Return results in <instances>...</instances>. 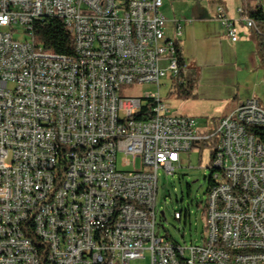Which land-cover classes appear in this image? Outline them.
I'll return each instance as SVG.
<instances>
[{
	"label": "built area",
	"instance_id": "1",
	"mask_svg": "<svg viewBox=\"0 0 264 264\" xmlns=\"http://www.w3.org/2000/svg\"><path fill=\"white\" fill-rule=\"evenodd\" d=\"M162 6L0 0V264H264V106L249 97L213 133L174 114L160 81L182 83L190 65ZM47 17L65 22L74 55L36 43ZM217 19L237 40L222 5ZM131 83L157 92L122 96ZM211 134L206 237L183 245L157 232L159 171L175 173L181 152ZM119 153L130 169L118 167Z\"/></svg>",
	"mask_w": 264,
	"mask_h": 264
},
{
	"label": "crops",
	"instance_id": "2",
	"mask_svg": "<svg viewBox=\"0 0 264 264\" xmlns=\"http://www.w3.org/2000/svg\"><path fill=\"white\" fill-rule=\"evenodd\" d=\"M219 5L235 22L237 40H233L218 21ZM248 9V0H163L166 34L173 37L180 27V49L197 74L196 96L186 100L202 105L191 107L185 115L223 117L249 97L260 99L257 90L262 81L260 68L263 64L259 38L238 37V32L244 30L238 22L247 15ZM240 73L246 74L243 80L239 78ZM255 75L257 82L251 78Z\"/></svg>",
	"mask_w": 264,
	"mask_h": 264
},
{
	"label": "rangeland",
	"instance_id": "3",
	"mask_svg": "<svg viewBox=\"0 0 264 264\" xmlns=\"http://www.w3.org/2000/svg\"><path fill=\"white\" fill-rule=\"evenodd\" d=\"M246 1V0H245ZM246 3V2H245ZM249 8L260 5L258 0H248ZM264 4V0H262ZM248 7V6H247ZM246 10V9H245ZM247 12V11H246ZM244 15L239 20V25L244 28L242 33L238 32V37L251 36L259 38L256 26L249 27L244 23L247 19ZM257 25L264 31V23L258 22ZM173 37L176 35L172 34ZM179 42L181 36L178 37ZM260 73L262 81L258 84V97L260 104L264 106V66H261ZM200 74V73H199ZM246 74H239L243 80ZM258 81V77L251 76ZM252 91V89H250ZM157 85L155 83L145 84H124L121 87L120 94L145 96L146 94L156 93ZM160 95L163 102L174 114H187L186 111L196 105H202L199 102L186 99H180L174 92L173 81L170 77H164L160 81ZM220 116L200 115L195 119L198 122V128L201 133L214 132L216 123ZM125 156L123 153L118 155V167L130 169L132 166L123 162ZM213 160L208 148L195 147L192 150L181 152V164L176 166L175 173L168 174L164 170L159 171L158 175V194L156 199V208L158 210L157 232L167 234L169 237L179 241L183 245L191 243H201L206 237L205 226L208 220L207 189L209 187V177L212 172ZM164 211L165 215H161ZM175 211H182L181 220L175 218ZM186 213L188 214L186 216Z\"/></svg>",
	"mask_w": 264,
	"mask_h": 264
},
{
	"label": "trees",
	"instance_id": "4",
	"mask_svg": "<svg viewBox=\"0 0 264 264\" xmlns=\"http://www.w3.org/2000/svg\"><path fill=\"white\" fill-rule=\"evenodd\" d=\"M247 13L249 18H251L255 22L257 31L259 33V52L261 62L264 66V31H262L261 28L257 25L258 22L264 23V4L261 3L256 7L249 8ZM35 39L36 43L38 45H42L45 51H50L57 54H64L68 56L74 55V37L65 22L61 18L47 17L44 20L38 22L36 24L35 29ZM196 84L197 74L189 66V70L187 74H185V81H183L182 83L178 80L173 81V93H175L180 99L194 98L196 96ZM151 105H153V103L151 102H148L144 105L142 112L138 115L141 119L148 118V116H150ZM146 114L147 117L144 116ZM209 133H213V131ZM259 133L262 135L261 132ZM262 139L264 141V134L262 135ZM217 145L218 140L216 136L211 134V137H209L208 139L201 140L199 143L194 144L192 149L195 147L208 148L210 150L211 158L214 163ZM213 176L214 175L211 172L207 193L211 190L213 185H215ZM187 215L188 214L186 213V216Z\"/></svg>",
	"mask_w": 264,
	"mask_h": 264
},
{
	"label": "water",
	"instance_id": "5",
	"mask_svg": "<svg viewBox=\"0 0 264 264\" xmlns=\"http://www.w3.org/2000/svg\"><path fill=\"white\" fill-rule=\"evenodd\" d=\"M161 215H163V216L165 215L164 211H161Z\"/></svg>",
	"mask_w": 264,
	"mask_h": 264
}]
</instances>
